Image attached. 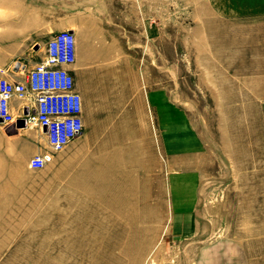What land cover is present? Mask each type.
I'll list each match as a JSON object with an SVG mask.
<instances>
[{"label":"rangeland","instance_id":"1","mask_svg":"<svg viewBox=\"0 0 264 264\" xmlns=\"http://www.w3.org/2000/svg\"><path fill=\"white\" fill-rule=\"evenodd\" d=\"M74 1L0 0V73L79 28ZM144 1V65L78 91L80 136L1 130L0 264H264V0Z\"/></svg>","mask_w":264,"mask_h":264},{"label":"built area","instance_id":"2","mask_svg":"<svg viewBox=\"0 0 264 264\" xmlns=\"http://www.w3.org/2000/svg\"><path fill=\"white\" fill-rule=\"evenodd\" d=\"M75 59L76 37L66 30L49 40L45 57L23 79L0 77V123L16 126L24 119L44 132L54 151L66 148L84 129L83 98L68 69ZM13 99L21 102L20 117L12 110ZM51 161L50 154H37L30 167L43 169Z\"/></svg>","mask_w":264,"mask_h":264},{"label":"crops","instance_id":"3","mask_svg":"<svg viewBox=\"0 0 264 264\" xmlns=\"http://www.w3.org/2000/svg\"><path fill=\"white\" fill-rule=\"evenodd\" d=\"M74 18L79 20V28L73 26L72 32L76 37V59L71 65V70L76 81V89L82 94L89 91L96 102L101 101V87L106 86L107 77H110L113 70L138 69L144 65L145 34L140 21H144L145 5L144 0H123L120 16H115L113 10L108 9L99 12L96 19L93 14H88L85 8L77 11V0L74 1ZM116 13V12H115ZM116 17L121 19L123 27L118 29L114 22ZM141 17V20H140ZM131 24V28L129 25ZM139 25L140 29H139ZM131 44V46H130ZM140 46V52H139ZM46 44H40L36 48L37 60H26L18 65V75H7L0 73V77L7 76L10 79H23L28 72L40 63L46 55ZM136 47V50L134 49ZM30 58V57H29ZM2 70V69H1ZM20 72L25 75H19ZM12 110L15 114L21 115V102L13 99ZM20 115H17L20 117ZM13 126L1 125V130L13 129ZM12 138L17 135L10 134ZM12 152L16 153V140H10Z\"/></svg>","mask_w":264,"mask_h":264},{"label":"water","instance_id":"4","mask_svg":"<svg viewBox=\"0 0 264 264\" xmlns=\"http://www.w3.org/2000/svg\"><path fill=\"white\" fill-rule=\"evenodd\" d=\"M28 112V111H27ZM0 122H1V120H0ZM26 127V120H24V119H20V120H18V122H17V125H16V127ZM14 127V126H13ZM7 131L9 132L10 131V129H7Z\"/></svg>","mask_w":264,"mask_h":264}]
</instances>
